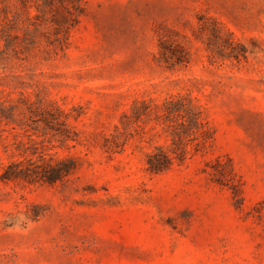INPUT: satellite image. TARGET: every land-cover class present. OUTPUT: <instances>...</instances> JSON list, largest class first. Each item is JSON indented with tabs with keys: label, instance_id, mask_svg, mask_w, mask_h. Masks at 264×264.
I'll list each match as a JSON object with an SVG mask.
<instances>
[{
	"label": "rangeland",
	"instance_id": "obj_1",
	"mask_svg": "<svg viewBox=\"0 0 264 264\" xmlns=\"http://www.w3.org/2000/svg\"><path fill=\"white\" fill-rule=\"evenodd\" d=\"M41 153L0 264H264V0H0V176Z\"/></svg>",
	"mask_w": 264,
	"mask_h": 264
},
{
	"label": "trees",
	"instance_id": "obj_2",
	"mask_svg": "<svg viewBox=\"0 0 264 264\" xmlns=\"http://www.w3.org/2000/svg\"><path fill=\"white\" fill-rule=\"evenodd\" d=\"M194 119L197 120L196 117ZM42 156L43 154L41 153L39 157L42 163L40 164L29 160V165L25 167L21 162L7 165L0 179L13 180L29 176L48 184H54L61 181L63 177L71 172L66 162L57 161L52 163L51 161H45ZM174 158L169 156L162 148H157L155 153L147 156L146 170L153 174L161 173L172 165Z\"/></svg>",
	"mask_w": 264,
	"mask_h": 264
}]
</instances>
